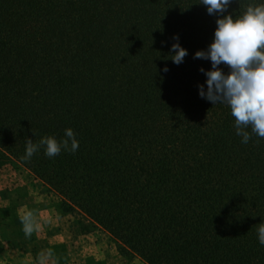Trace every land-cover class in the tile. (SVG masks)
I'll list each match as a JSON object with an SVG mask.
<instances>
[{"label":"trees","instance_id":"16d2710c","mask_svg":"<svg viewBox=\"0 0 264 264\" xmlns=\"http://www.w3.org/2000/svg\"><path fill=\"white\" fill-rule=\"evenodd\" d=\"M218 18L201 0H0V166L17 159L82 232L148 264H264V139L242 143L230 108L199 95ZM68 128L75 153L22 159Z\"/></svg>","mask_w":264,"mask_h":264},{"label":"clouds","instance_id":"9594fccd","mask_svg":"<svg viewBox=\"0 0 264 264\" xmlns=\"http://www.w3.org/2000/svg\"><path fill=\"white\" fill-rule=\"evenodd\" d=\"M231 3L232 0H201L209 15L219 14L220 18L216 21L214 41L207 50L197 51L194 58L212 63L211 70L200 69L207 76V91L201 84L199 95L214 105L220 103L230 108L236 134L246 144L253 135L264 139V4L250 5L241 16L234 18L231 14L224 15ZM173 39L177 42L171 47V59L179 65L188 50L180 45L178 35ZM221 64L230 72L226 74ZM163 71L169 69L165 67ZM41 148L47 157L54 158L62 150L75 153L79 142L71 128L65 130L64 138L59 141L53 136L43 137L36 143L27 139L22 159L30 161ZM20 219L25 236L30 238L38 227L33 212L25 213ZM257 235L264 246V222L258 225ZM50 256V252L42 253L40 264H46Z\"/></svg>","mask_w":264,"mask_h":264},{"label":"crops","instance_id":"0c3cea01","mask_svg":"<svg viewBox=\"0 0 264 264\" xmlns=\"http://www.w3.org/2000/svg\"><path fill=\"white\" fill-rule=\"evenodd\" d=\"M40 182L29 169L0 167V264H40L41 254L49 252L46 264L75 263L68 245L77 227L63 212L61 200L54 198L55 192L44 186L41 191ZM29 211L38 226L30 238L25 236L20 219ZM64 253L66 258L58 262Z\"/></svg>","mask_w":264,"mask_h":264},{"label":"rangeland","instance_id":"374dc122","mask_svg":"<svg viewBox=\"0 0 264 264\" xmlns=\"http://www.w3.org/2000/svg\"><path fill=\"white\" fill-rule=\"evenodd\" d=\"M0 167L13 169H20L23 167L27 169L15 158L8 160ZM41 182L39 184V189L43 191L44 187L45 189H47V187ZM54 198L61 200L60 195L56 192L54 193ZM70 216L77 227L76 232L71 235L70 244L68 245L69 256L71 262H75L74 264H148L132 253L120 251L118 249L119 242L111 234L98 230H93L89 233L82 232L77 219L72 215ZM66 255V253L59 255L58 262L63 261Z\"/></svg>","mask_w":264,"mask_h":264}]
</instances>
